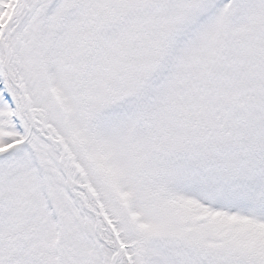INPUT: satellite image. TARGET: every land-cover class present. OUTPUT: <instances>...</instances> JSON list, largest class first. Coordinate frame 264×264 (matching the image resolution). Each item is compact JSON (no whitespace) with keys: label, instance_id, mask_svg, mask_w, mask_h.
I'll list each match as a JSON object with an SVG mask.
<instances>
[{"label":"snow or ice","instance_id":"snow-or-ice-1","mask_svg":"<svg viewBox=\"0 0 264 264\" xmlns=\"http://www.w3.org/2000/svg\"><path fill=\"white\" fill-rule=\"evenodd\" d=\"M0 264H264V0H0Z\"/></svg>","mask_w":264,"mask_h":264}]
</instances>
